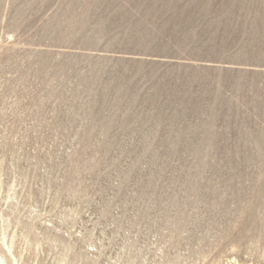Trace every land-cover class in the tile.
Returning a JSON list of instances; mask_svg holds the SVG:
<instances>
[{"label": "rangeland", "instance_id": "1", "mask_svg": "<svg viewBox=\"0 0 264 264\" xmlns=\"http://www.w3.org/2000/svg\"><path fill=\"white\" fill-rule=\"evenodd\" d=\"M0 264H264V0H0Z\"/></svg>", "mask_w": 264, "mask_h": 264}]
</instances>
